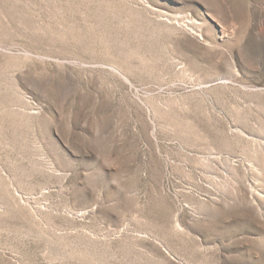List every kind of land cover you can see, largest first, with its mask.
<instances>
[{
  "label": "rangeland",
  "instance_id": "374dc122",
  "mask_svg": "<svg viewBox=\"0 0 264 264\" xmlns=\"http://www.w3.org/2000/svg\"><path fill=\"white\" fill-rule=\"evenodd\" d=\"M0 264H264V0H0Z\"/></svg>",
  "mask_w": 264,
  "mask_h": 264
}]
</instances>
